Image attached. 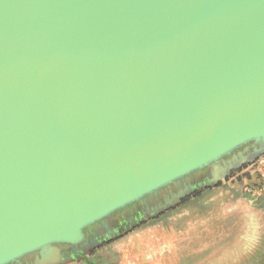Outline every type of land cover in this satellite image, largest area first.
I'll return each instance as SVG.
<instances>
[{
	"label": "water",
	"instance_id": "water-1",
	"mask_svg": "<svg viewBox=\"0 0 264 264\" xmlns=\"http://www.w3.org/2000/svg\"><path fill=\"white\" fill-rule=\"evenodd\" d=\"M263 155L264 0H0V264Z\"/></svg>",
	"mask_w": 264,
	"mask_h": 264
},
{
	"label": "crops",
	"instance_id": "crops-1",
	"mask_svg": "<svg viewBox=\"0 0 264 264\" xmlns=\"http://www.w3.org/2000/svg\"><path fill=\"white\" fill-rule=\"evenodd\" d=\"M206 178L198 196L177 205L192 191L175 193L172 208L102 249L99 264H264V192L246 190L264 185V155ZM62 257L59 247L52 264H68Z\"/></svg>",
	"mask_w": 264,
	"mask_h": 264
},
{
	"label": "flooded vegetation",
	"instance_id": "flooded-vegetation-1",
	"mask_svg": "<svg viewBox=\"0 0 264 264\" xmlns=\"http://www.w3.org/2000/svg\"><path fill=\"white\" fill-rule=\"evenodd\" d=\"M207 171L208 168L193 174L191 178L193 183L192 193L182 197L177 205L185 203L190 197L194 196L195 192H201L204 189V185L200 181L203 180L202 178ZM182 186L186 188L185 184ZM173 189L161 192L158 197L152 195V197L148 196L141 201L131 203L113 212L110 217H105L86 227L84 230L87 237L86 241L78 244H58L61 254L64 256L62 258L70 262L98 263L99 260L97 258L100 257L101 253H98V251H102V249L112 245L119 238L132 232L147 220L154 219L172 208L173 205L171 203L174 200V194L180 190L176 187H173ZM33 258L34 254H31L30 259Z\"/></svg>",
	"mask_w": 264,
	"mask_h": 264
},
{
	"label": "built area",
	"instance_id": "built-area-1",
	"mask_svg": "<svg viewBox=\"0 0 264 264\" xmlns=\"http://www.w3.org/2000/svg\"><path fill=\"white\" fill-rule=\"evenodd\" d=\"M248 193H253L255 191L264 192V185L262 186H248L246 188Z\"/></svg>",
	"mask_w": 264,
	"mask_h": 264
},
{
	"label": "rangeland",
	"instance_id": "rangeland-1",
	"mask_svg": "<svg viewBox=\"0 0 264 264\" xmlns=\"http://www.w3.org/2000/svg\"><path fill=\"white\" fill-rule=\"evenodd\" d=\"M100 252L102 253V252H104V251H98V253H100ZM104 254H107V253H104ZM105 256H106V255H105ZM103 257H104V256H101V255H100V257H98L97 260L100 261ZM68 264H85V263H84V262H70V261H69ZM96 264H99V262L96 263Z\"/></svg>",
	"mask_w": 264,
	"mask_h": 264
},
{
	"label": "trees",
	"instance_id": "trees-1",
	"mask_svg": "<svg viewBox=\"0 0 264 264\" xmlns=\"http://www.w3.org/2000/svg\"><path fill=\"white\" fill-rule=\"evenodd\" d=\"M220 183H218L217 185H219ZM200 194V192H195L194 193V196H197V195H199ZM185 200V199H184Z\"/></svg>",
	"mask_w": 264,
	"mask_h": 264
}]
</instances>
